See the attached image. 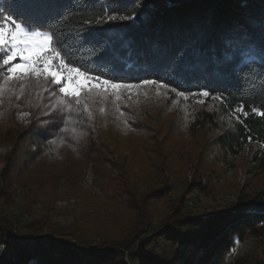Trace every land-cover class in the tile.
Masks as SVG:
<instances>
[{
    "label": "trees",
    "instance_id": "1",
    "mask_svg": "<svg viewBox=\"0 0 264 264\" xmlns=\"http://www.w3.org/2000/svg\"><path fill=\"white\" fill-rule=\"evenodd\" d=\"M31 3L0 0L17 15L51 25L42 30L64 38L76 66L126 82L162 80L186 94H222L221 108L234 113L243 104L249 115L240 114L215 141L230 156L259 143L252 171L264 180V117L252 112L264 111V0H50L55 10L43 12ZM102 7L133 18L93 20L84 30L81 21ZM69 13L72 18L65 19ZM50 133L22 132L10 144L0 169V200L10 203L14 190L23 187L20 176L49 147ZM202 177L195 174L179 191L165 179L142 191L123 182L126 219L120 217L115 231L40 227L22 238L12 222L0 217V251L9 250L0 264H222L246 237L264 241V189L200 213L189 205V193L206 191ZM232 264L248 263L240 257Z\"/></svg>",
    "mask_w": 264,
    "mask_h": 264
},
{
    "label": "rangeland",
    "instance_id": "2",
    "mask_svg": "<svg viewBox=\"0 0 264 264\" xmlns=\"http://www.w3.org/2000/svg\"><path fill=\"white\" fill-rule=\"evenodd\" d=\"M47 87L54 90L51 84ZM178 93L145 86L124 92L119 100L94 97L88 100L89 116L83 104L74 102L70 112L54 110L52 91L34 81L19 96L17 84L15 94L6 93L0 103V169L22 132L49 130L53 139L20 176L23 187L14 190L12 201L0 200V217L12 222L22 238L40 227L80 226L104 233L115 231L120 217L125 218L123 182L142 191L165 179L179 191L200 172L206 191L189 193V205L200 213L219 209L241 193L264 189L263 178L252 171L259 143L248 144L236 156L226 155L216 144L237 114L222 109L212 96L197 92L185 99ZM263 247L264 241L246 237L222 264L240 257L256 264L264 259ZM8 252L3 248L0 256Z\"/></svg>",
    "mask_w": 264,
    "mask_h": 264
},
{
    "label": "snow or ice",
    "instance_id": "3",
    "mask_svg": "<svg viewBox=\"0 0 264 264\" xmlns=\"http://www.w3.org/2000/svg\"><path fill=\"white\" fill-rule=\"evenodd\" d=\"M36 12L54 11L56 6L50 0H33L29 5ZM117 9H112V14L101 8V13H91L92 19H83L84 30H88L93 23L102 24L108 21L129 20L132 16L117 15ZM64 16V13H57ZM55 18V17H53ZM71 13L65 19H71ZM51 25H45L32 16H20L9 10L6 5L0 6V103L6 93L15 94L16 85L19 84V96L24 94L29 82L35 84L44 91H52L56 103L52 106L73 109V102L77 107L83 104L88 112V100L94 97H108L109 95L119 100L124 92L133 93L145 86H157L168 89L169 84L162 80L143 79L137 82H126L119 78H105L103 74L97 75L84 65L76 66L78 61L70 59L64 48V38H57ZM19 61V62H16ZM51 84L54 90L47 85ZM176 92L175 88L171 89ZM264 94V93H262ZM180 97L187 98L185 92H179ZM195 95V94H194ZM202 97H209L207 90L199 93ZM214 99H225L222 94H217ZM201 103L203 101H200ZM236 119L240 114L248 116L241 104L235 108ZM252 112L264 117V111L252 108ZM75 133L76 129H72ZM83 135V133H80ZM251 139V137H249Z\"/></svg>",
    "mask_w": 264,
    "mask_h": 264
},
{
    "label": "built area",
    "instance_id": "4",
    "mask_svg": "<svg viewBox=\"0 0 264 264\" xmlns=\"http://www.w3.org/2000/svg\"><path fill=\"white\" fill-rule=\"evenodd\" d=\"M237 250H235V252H236Z\"/></svg>",
    "mask_w": 264,
    "mask_h": 264
}]
</instances>
